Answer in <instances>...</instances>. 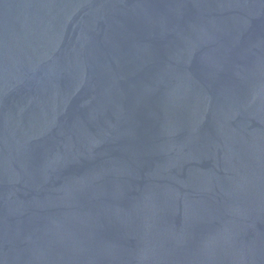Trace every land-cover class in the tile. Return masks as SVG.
<instances>
[{
    "label": "water",
    "instance_id": "1",
    "mask_svg": "<svg viewBox=\"0 0 264 264\" xmlns=\"http://www.w3.org/2000/svg\"><path fill=\"white\" fill-rule=\"evenodd\" d=\"M0 264H264V0H0Z\"/></svg>",
    "mask_w": 264,
    "mask_h": 264
}]
</instances>
